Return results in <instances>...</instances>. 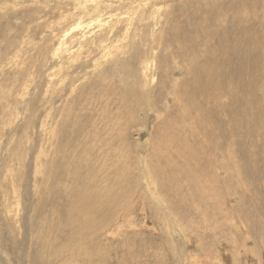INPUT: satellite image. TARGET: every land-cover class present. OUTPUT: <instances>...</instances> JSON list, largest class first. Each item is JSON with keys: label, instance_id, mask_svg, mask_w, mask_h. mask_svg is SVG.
I'll list each match as a JSON object with an SVG mask.
<instances>
[{"label": "rangeland", "instance_id": "obj_1", "mask_svg": "<svg viewBox=\"0 0 264 264\" xmlns=\"http://www.w3.org/2000/svg\"><path fill=\"white\" fill-rule=\"evenodd\" d=\"M148 1L0 0V264H264V0Z\"/></svg>", "mask_w": 264, "mask_h": 264}, {"label": "bare ground", "instance_id": "obj_2", "mask_svg": "<svg viewBox=\"0 0 264 264\" xmlns=\"http://www.w3.org/2000/svg\"><path fill=\"white\" fill-rule=\"evenodd\" d=\"M159 1H162V0H154V3L156 4L157 2H159ZM147 2H149L148 0H145V2H144V5H145V3H147ZM83 4H85V3H83ZM82 6H85V5H82ZM136 5H134V7H135ZM143 7V6H142ZM161 7V6H160ZM137 8V7H136ZM150 8V7H149ZM86 9V8H85ZM133 9V8H132ZM129 10V8H127V10L125 11V16H124V18L122 19V22H123V20L124 21H127V22H129V26H127V27H125V26H123L124 27V31L125 32H128V30H129V28H130V26L132 25H134V23L135 24H138L140 21H145L146 19H145V16L143 15V14H141L140 16H138V17H136V15H139V14H135V13H137V10L135 9L134 11L133 10ZM152 9V8H151ZM150 9V10H151ZM142 10V9H141ZM148 10V9H147ZM157 10V8L155 9V11ZM83 11H84V8H83ZM143 13V12H142ZM81 17V16H80ZM111 17V16H110ZM109 17V19L108 20H105L104 21V23H102L103 22V19H102V17H100V19H98V27H99V29L97 30V31H93V32H91V33H93L94 34V37H96L97 36V38H94V39H97L101 44H98V46L100 47V45H103L104 43H105V41L106 40H111V38L112 37H115L114 39L116 40V41H119V40H121V39H119L118 38V36H117V33H115L114 32V28L116 27V26H114L115 24H116V22H114V20H112V18H110ZM122 17V16H121ZM148 17V16H147ZM154 17H155V15H154ZM160 17V16H159ZM93 18V17H92ZM91 18V19H92ZM104 18V17H103ZM115 18V17H114ZM94 19V18H93ZM160 19V18H159ZM117 20H119V18H118V16H117ZM116 20V21H117ZM121 20V19H120ZM152 20V19H151ZM155 20V19H154ZM112 21V23H110ZM136 21L138 22V23H136ZM93 22V21H92ZM121 22V21H120ZM120 22H118V23H120ZM152 22V21H151ZM150 22V23H151ZM89 24V23H88ZM152 24V23H151ZM118 25V24H117ZM153 25V24H152ZM177 28H170L171 29V32H170V36L173 38V39H176V40H180V37L178 36V35H176L177 33H174V30L175 29H179V27L178 26H176ZM71 28V27H70ZM76 28V27H75ZM155 28V27H154ZM68 30V29H67ZM73 30H75V29H73ZM78 30V29H77ZM108 30V31H107ZM155 30V29H154ZM202 30V29H201ZM72 31V30H71ZM88 31V30H87ZM144 31V30H143ZM175 31H179V30H175ZM108 32V33H107ZM124 32V33H125ZM182 32V31H181ZM68 33V32H67ZM66 33V35H68ZM103 33V34H102ZM106 33H107V35L108 36H106ZM189 33V32H188ZM76 34H77V32H76ZM144 34H145V32H144ZM143 34V35H144ZM78 35V34H77ZM76 35V36H77ZM61 36H63L62 34H61ZM88 36H90V34L88 35ZM124 36V35H123ZM60 37V36H59ZM65 38H66V36H64ZM73 37H75V34H73V35H71V39L73 38ZM80 37V36H79ZM78 37V38H79ZM69 38H70V35H69ZM93 38V37H92ZM118 38V39H117ZM123 38H125V37H123ZM85 39V38H84ZM92 40V43L91 42H89V43H91V44H93V45H96V43L94 42L95 40ZM126 39V38H125ZM124 39V40H125ZM153 39H154V37L152 38V46L150 47V49H151V53H155L154 52V47L155 46H153L154 45V43H153ZM162 39V38H161ZM64 40V39H63ZM183 40V39H182ZM186 40H188L187 38H186ZM195 40V39H194ZM75 41V40H74ZM77 41V40H76ZM88 41V40H87ZM81 42H82V40L81 41H79V42H77L78 44H79V46H80V48H81ZM98 42V43H99ZM111 43H112V41H110ZM125 42V41H124ZM182 42H184V41H182ZM191 42V41H190ZM195 43H196V41H194ZM70 43V42H69ZM88 43V44H89ZM122 44H117V42H116V47L114 48L115 50L114 51H110V50H108V46L106 45V43H105V45H104V47H103V53H102V55H103V58H105V60H107L108 59V57H109V54H111V58H114V57H117L118 58V60H119V53H117L116 51H117V49H119V48H122V49H125L126 47L125 46H127L128 45V43H123V42H121ZM58 45V44H57ZM85 45V44H84ZM198 45V44H197ZM113 46V45H112ZM84 47V46H83ZM111 47V46H110ZM66 48H68V47H66ZM72 48V46H70V48H68L67 49V51L68 52H72L73 50H70ZM74 48V47H73ZM105 48V49H104ZM51 49V48H50ZM90 49V48H89ZM48 50V49H47ZM99 50H101V49H99ZM120 50V49H119ZM126 50V49H125ZM88 51V50H87ZM87 51H85V52H87ZM90 51V50H89ZM83 53V52H82ZM89 53V52H88ZM68 54V53H67ZM156 54V53H155ZM208 54V53H207ZM56 56V55H55ZM135 56H137V53H133V55L130 57V61L131 60H134L135 59ZM240 56V55H239ZM56 57H58V56H56ZM120 57H121V55H120ZM53 58V57H52ZM110 58V59H111ZM141 61H140V65H139V67H140V71H139V78H140V80H139V78H135V80L138 82V84L139 85H136L137 83L136 82H134L131 86H130V88H134V94H135V90L136 89H138V90H136V91H139V96L143 99V101H144V105L145 106H147L148 104H149V109H153V106H152V103L154 102V99H155V97H156V95H154L158 90V86H157V84H158V77H160L159 76V71L157 70V68H158V65H157V61H156V59L155 60H149V58H146V55H143L142 57H141ZM177 58L176 57H174V59H173V62H174V65L173 66H175V68L177 67V69L180 67L179 66V64L177 63ZM74 60V59H73ZM104 61V60H103ZM111 61V60H110ZM113 61V60H112ZM130 61H129V63H130ZM114 62V61H113ZM112 62V63H113ZM126 62V61H125ZM159 62V61H158ZM246 62H244V64H245ZM159 64V63H158ZM45 65V64H44ZM54 65V64H53ZM52 65V66H53ZM60 65V64H59ZM117 65V64H116ZM164 65V64H163ZM199 65L201 66L202 64H200L199 63ZM205 65V64H204ZM56 66V65H55ZM160 66V65H159ZM191 66V65H190ZM196 66H198V65H196ZM51 67V66H50ZM115 67V66H114ZM163 67V66H162ZM167 67V66H166ZM195 67V66H194ZM204 68H205V66H203ZM119 68V67H118ZM160 68V67H159ZM165 68V67H164ZM163 68V69H164ZM50 69V68H49ZM55 69V68H54ZM53 69V70H54ZM62 69V68H61ZM112 69V68H111ZM111 69H110V71H111ZM132 69V71L133 72H135V69H134V67H132L131 68ZM46 70V69H45ZM117 70V69H116ZM160 70V69H159ZM40 71V70H39ZM38 71V72H39ZM122 71V70H121ZM46 72H48V71H46ZM45 73V72H44ZM110 73V72H109ZM111 73H112V71H111ZM115 73V72H114ZM172 75H174V72L173 71H171L170 72ZM117 73H115V75H116ZM167 74H168V71H167ZM170 75V74H169ZM123 76H124V74L122 73V77L121 78H123ZM197 76V75H196ZM196 76H194V78L196 77ZM40 77V76H39ZM78 77V76H77ZM198 77V76H197ZM196 77V78H197ZM37 79H39L38 77H36ZM65 78V77H64ZM73 78V77H72ZM120 78V82H122V79ZM132 78H134V75H132ZM195 78V79H196ZM110 79V78H109ZM36 80V79H35ZM93 80V79H92ZM71 81H72V79H71ZM98 81V80H97ZM177 81V80H176ZM175 81V82H176ZM58 82V81H57ZM74 82H76L75 81V79H74ZM133 82V81H132ZM131 82V83H132ZM170 82V81H169ZM40 83V82H39ZM123 83H124V81H123ZM71 85H72V82H71ZM122 85V84H121ZM127 85V84H126ZM36 87V86H35ZM72 87V86H71ZM182 87V86H181ZM180 87V88H181ZM56 88V87H55ZM121 88H122V86H121ZM126 88V87H125ZM129 88V87H128ZM162 88V87H161ZM53 89V88H52ZM157 90V91H156ZM180 90V89H179ZM183 90V89H182ZM172 91H173V89H172ZM171 91V92H172ZM130 92V91H129ZM176 92H178L177 90H176ZM179 93V92H178ZM176 95V94H175ZM165 99H167V98H165ZM99 100V99H98ZM140 102V101H139ZM143 103V102H142ZM182 103V102H181ZM92 104V103H91ZM139 106V109H143V104H140V105H138ZM105 109V108H104ZM144 110V109H143ZM104 111V110H103ZM30 112V111H29ZM28 112V113H29ZM105 113V112H104ZM102 114V113H101ZM100 114V115H101ZM100 117V116H99ZM103 117V114H102V116L100 117V118H102ZM105 118H108V117H105ZM97 119V118H96ZM108 119H110V118H108ZM45 121V120H44ZM108 121H106L105 123H107ZM45 123V122H44ZM189 123V122H188ZM21 124V123H20ZM101 124V123H100ZM99 124V125H100ZM110 124V123H109ZM108 124V125H109ZM106 125V124H105ZM169 125V124H168ZM46 126V125H45ZM44 126V127H45ZM103 126V125H102ZM107 126V125H106ZM167 126V125H166ZM31 127V126H30ZM33 127V126H32ZM108 127V126H107ZM170 127V126H169ZM45 129V128H44ZM121 129V128H120ZM119 129V130H120ZM126 129V128H125ZM103 130H104V128H103ZM102 129H101V131H103ZM123 130V129H122ZM53 131V130H52ZM124 131V130H123ZM116 132H117V130H116ZM120 134V133H119ZM118 134V135H119ZM125 133H123V135H124ZM172 134V133H171ZM116 135H117V133H116ZM116 135L114 136V137H116ZM122 135V134H121ZM83 137V136H82ZM99 137V136H98ZM94 138V137H93ZM119 138V137H118ZM122 137L120 136V139H121ZM31 139V138H30ZM117 139V138H116ZM98 140V139H97ZM101 141H103L102 139H100ZM177 140V139H176ZM179 140V139H178ZM161 142V141H160ZM121 144H122V142H121ZM164 144V143H163ZM166 145V144H165ZM119 146V145H118ZM113 148H114V146H113ZM162 148H163V146H162ZM166 149V148H165ZM159 151H160V149H159ZM161 151H162V149H161ZM160 151V152H161ZM116 152V151H115ZM163 153V152H162ZM165 154H166V152H164ZM109 154V153H108ZM160 154V153H159ZM164 154V155H165ZM168 154V153H167ZM166 154V155H167ZM156 155V154H155ZM165 155V156H166ZM161 156H163V154L161 155ZM165 156H164V158H165ZM168 158H170V157H168ZM177 158H179V157H177ZM167 159V158H166ZM151 160H152V158H151ZM123 161V160H122ZM151 166V165H150ZM94 180V179H93ZM100 191V190H99ZM146 191H148L147 189H146ZM150 192V191H149ZM98 193V192H97ZM151 193V192H150ZM149 193V194H150ZM148 194V193H147ZM150 197H151V194H150ZM153 197H154V195H153ZM153 201V200H152ZM81 203V202H80ZM85 211V210H84ZM76 223V222H75ZM82 226V225H81ZM51 238V237H50ZM45 240V239H44ZM60 240V239H59ZM43 242V241H42ZM45 244V243H44ZM47 244V243H46ZM52 244V243H51ZM48 245V244H47ZM50 245V244H49ZM53 245V244H52ZM43 246V245H42ZM48 247V246H47ZM50 247V246H49ZM55 247V246H54ZM45 249H46V247H45ZM50 250V249H49ZM48 252V251H47ZM61 252V251H60ZM60 252H59V254H60ZM47 255H48V253H47ZM50 257V256H49ZM56 257H57V254H56ZM55 257V258H56ZM78 257V256H77ZM54 258V259H55ZM81 258V257H80ZM44 260V259H43ZM47 260V259H46ZM3 263V262H2ZM7 263V262H6ZM60 264V263H59Z\"/></svg>", "mask_w": 264, "mask_h": 264}]
</instances>
